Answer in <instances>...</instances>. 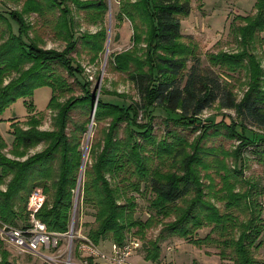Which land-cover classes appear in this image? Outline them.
I'll return each mask as SVG.
<instances>
[{"label":"trees","instance_id":"obj_1","mask_svg":"<svg viewBox=\"0 0 264 264\" xmlns=\"http://www.w3.org/2000/svg\"><path fill=\"white\" fill-rule=\"evenodd\" d=\"M69 1L93 21L109 9L108 0H25L21 11L0 9V116L21 97L30 112L23 123L10 122L13 142L8 153L0 134V225L29 228V198L40 188L45 201L35 216L49 232H69L76 213H83L86 206L93 210L86 235L98 245L105 240L122 245L131 241V232L144 238L148 229L162 225L155 239H145L146 260L159 263L161 241L176 235L200 248H216L221 259L233 264H264V258L256 256L264 245V187L253 181L248 188L241 184L243 191L237 190L243 165L234 167L233 175L221 164L227 173L219 190L213 178L205 185L201 174L210 167V158L221 160L220 154L232 155L236 163L243 162L249 149L264 157L259 140L246 135L254 126L264 131V67L256 52L257 45L264 43V0H256L255 13L235 17L231 33L237 49L208 53L209 65L203 64L197 42L182 29V19L192 10L191 0H119L115 26L131 21L134 46L111 54V63L126 74L138 99L116 102L98 96L84 67L74 64L72 56L80 38L96 57L107 29L76 36ZM31 14L45 18L66 41L63 50L37 43L30 35L33 23L24 16ZM57 66L74 78L73 83ZM242 71L247 82L239 97L232 79ZM73 84L82 93L66 97ZM38 86L52 89L47 105L52 129L41 128L44 113L35 111L29 100ZM99 93L107 92L101 86ZM214 105L234 115L222 112L217 120L198 122ZM156 108L166 113L163 122L169 128V140H158L154 133ZM81 111L86 120L76 117ZM90 127L93 135L80 177ZM176 128L201 133L190 141ZM213 136L236 139L238 145L232 152L207 146ZM41 144L42 150L28 153ZM135 194L149 201L150 216L145 220L135 215ZM211 196L223 201V208ZM205 227H211L207 234L196 235ZM10 256L0 237V264H18ZM83 256L94 263L91 256Z\"/></svg>","mask_w":264,"mask_h":264},{"label":"rangeland","instance_id":"obj_2","mask_svg":"<svg viewBox=\"0 0 264 264\" xmlns=\"http://www.w3.org/2000/svg\"><path fill=\"white\" fill-rule=\"evenodd\" d=\"M25 0H0V9L7 11L17 10L21 11L23 8ZM256 0H191L192 10L191 13L182 19V29L186 35L193 37V40L197 42L198 53L202 59L204 65H209L207 60L208 53H217L220 51H234L237 49V42L231 33V23L237 15H248L255 13L254 5ZM73 10V17L76 27V36H81L86 33H96L102 28L107 29V39L103 45L102 50H100L96 57L95 51L90 47L83 45L82 40L78 39L77 52L72 54L74 59V64H80L85 69V76L92 80L93 87L97 88L98 96H100L105 101H122L138 99L136 91L134 90L132 84L127 80L126 74L115 70L111 63V54L121 53L131 49L134 46L133 42V28L130 20H124L119 26H115L118 22L115 19V15L119 10V0H108L109 9L102 18H97L93 21V18L87 15L85 10H77L73 2H68ZM50 14L49 17L54 16ZM25 18L32 24L33 29L30 31V35L35 39L37 43L43 48H53L59 51L66 47V41L62 37L56 34L53 27L46 22V19L38 14L24 15ZM240 24V20L236 21ZM13 30L18 32V26L13 25ZM264 37V30L261 33ZM259 58L261 59L262 65L264 67V43L262 45H257L256 50ZM95 58V59H94ZM59 68L58 72L67 77L69 82L73 83L74 78L68 77L66 71ZM235 78L232 82L235 84V90L239 97L242 96L244 90L246 89L247 75L246 72H236ZM101 86L106 90L107 93H99ZM74 90L68 92L67 96L70 95H80L82 90L79 86L73 84ZM117 94H125L126 98L120 97ZM52 95V89L49 86H38L34 89L32 100L35 111L43 112L44 119L41 125L42 129H52V113L47 110V105ZM63 97L62 99H64ZM122 98V99H121ZM230 113L234 115V111L220 110L217 105L212 106L207 109L198 119V122L202 123L206 120H217L220 117V113ZM30 112L24 102V98H19L14 102L9 108L5 110L3 115L0 116V134L3 136L8 144V148L5 150L8 153L9 148L13 142V136L10 133V122L19 121L23 123ZM76 114V113H75ZM81 111V115H82ZM76 114V117H81L85 119L88 117L86 115ZM154 116V133L157 139L170 137L166 134L168 127L163 122L166 117L164 110L156 108L153 110ZM95 124V123H94ZM104 126L106 125L103 124ZM178 132L185 135L186 139L190 141L197 137L201 130L198 132H192L190 128H176ZM240 132V129L238 128ZM93 135V131L90 134L85 135L84 146L85 151L88 152L87 147L89 146V141ZM251 138L259 140L260 150H264V131L257 127H252L246 132ZM207 146H215L218 148H223L226 152H232L238 145L236 139L229 140L224 137L213 136L209 138L206 142ZM44 148L41 144L36 148L29 150V154H34ZM220 161H215L214 159H209V168L207 170H201L202 180L205 185L209 184L210 179L213 178V184L216 190L221 189L224 186L223 174L225 171L221 169V164L224 163L228 169H230L231 174L234 167H240L243 165L242 175L237 174L238 178L242 180V183L237 184V190L243 191L244 188H248L250 182L256 181L259 186L264 187V160L262 154L255 155L251 150L245 152V158L242 161L238 160L236 163L232 155L225 156L223 154L219 155ZM85 161H87V156ZM169 169V168H168ZM171 170V169H169ZM227 173V171H226ZM233 181L235 179L231 177ZM230 179V180H231ZM239 182V181H238ZM241 184H244V188H241ZM208 191L209 189L206 188ZM78 192V191H77ZM137 201L136 217L143 220L149 218V201L146 196L142 194H135ZM213 202L216 203L218 207L223 208V201H217V198L213 196L209 197ZM93 210L89 207H84L83 213L75 215L74 226H73V238L71 241L70 236H62L59 242V246L56 249L42 250L38 254H33L30 252H25L12 246L8 240H4L6 248L10 251V258L16 261L18 264H89V259L83 256L84 252L80 251L79 246L84 240L83 237H87L88 227L87 222L93 220L92 218ZM162 228V225L152 227L147 230L145 237L131 232L128 236L129 240L137 241L140 243V248L134 252L130 258L131 264H152L153 261L145 259L144 242L145 239H155ZM211 227H205L199 229L196 233L198 236H204L210 231ZM2 230V225H0V232ZM0 237H2L0 235ZM106 242H111L110 240H105ZM104 242V241H103ZM102 242V243H103ZM100 246V245H99ZM104 251H108L100 246ZM134 256H138V262L134 263ZM256 256L258 258H264V245L257 250ZM158 263V262H157ZM159 264H233L229 260H223L217 254V249L213 247H197L194 244L188 242L187 240L178 237L176 235L166 237L161 241V260Z\"/></svg>","mask_w":264,"mask_h":264},{"label":"built area","instance_id":"obj_3","mask_svg":"<svg viewBox=\"0 0 264 264\" xmlns=\"http://www.w3.org/2000/svg\"><path fill=\"white\" fill-rule=\"evenodd\" d=\"M45 201V195L42 189H36L30 196L28 209L31 211V226L29 228H18L8 225H3L0 235L3 239L8 240L10 244L17 249L33 254H38L42 250H53L59 246L62 236H70L73 238V226L71 230L65 234L52 233L47 230L45 223L37 219L36 212L42 207ZM264 213V195L262 199ZM79 249L80 251L91 256L95 260L106 262L107 264H131L130 258L140 248V243L137 241H127L122 245L117 243L111 244L109 251H104L98 244L93 243L88 237H83ZM152 264H159L153 262Z\"/></svg>","mask_w":264,"mask_h":264},{"label":"crops","instance_id":"obj_4","mask_svg":"<svg viewBox=\"0 0 264 264\" xmlns=\"http://www.w3.org/2000/svg\"><path fill=\"white\" fill-rule=\"evenodd\" d=\"M111 244H112V242H106V241H104L103 243H100V246L102 245V247L104 248V249H106V250H110L111 249ZM84 254H86V253H84ZM133 257V256H132ZM134 263L135 262H138V261H136V260H139V257L138 256H134ZM93 261H94V263L93 264H107L106 262H101V261H99V260H95V259H93Z\"/></svg>","mask_w":264,"mask_h":264},{"label":"water","instance_id":"obj_5","mask_svg":"<svg viewBox=\"0 0 264 264\" xmlns=\"http://www.w3.org/2000/svg\"><path fill=\"white\" fill-rule=\"evenodd\" d=\"M94 113H95V108H94L93 113H92V118L94 117ZM90 131H91V127H90ZM86 156H87V152L85 151L84 158H83V164H82L81 172H80V177H82V174H83Z\"/></svg>","mask_w":264,"mask_h":264}]
</instances>
